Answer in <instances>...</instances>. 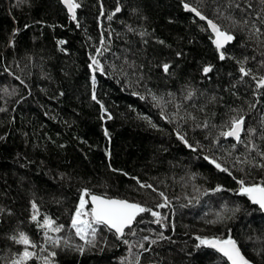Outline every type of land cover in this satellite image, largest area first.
<instances>
[{
    "label": "trees",
    "instance_id": "16d2710c",
    "mask_svg": "<svg viewBox=\"0 0 264 264\" xmlns=\"http://www.w3.org/2000/svg\"><path fill=\"white\" fill-rule=\"evenodd\" d=\"M76 2L72 19L62 0H0V264L20 232L51 264H230L202 237L264 264V212L238 194L264 186V2ZM185 4L231 34L221 52ZM232 118L240 143L220 135ZM85 190L150 211L86 244L71 227Z\"/></svg>",
    "mask_w": 264,
    "mask_h": 264
},
{
    "label": "snow or ice",
    "instance_id": "6c2138e0",
    "mask_svg": "<svg viewBox=\"0 0 264 264\" xmlns=\"http://www.w3.org/2000/svg\"><path fill=\"white\" fill-rule=\"evenodd\" d=\"M62 2L64 3L68 12L71 14L72 19H75V11L80 7L79 3H77L76 0H62ZM262 2H264V0H262ZM184 7L187 9L188 5L185 4ZM190 10L195 11L196 15L200 16V19H206L195 9ZM116 11L119 12L120 9L117 8ZM109 19H111V16H109ZM207 23L216 36L214 43L216 44L217 49L222 48L226 42L233 39L231 35L221 31L217 27V25L213 23V21L208 20ZM220 58H224L223 54H221ZM93 63L99 66L98 61L96 60H93ZM164 71H168V65H164ZM204 71L208 72L210 71V68H205ZM240 71L245 75L248 74L243 67H241ZM258 87L264 88V79L258 81ZM243 125V118H232L229 124V130L221 132L220 135L224 137H233L238 143H240L242 142L241 133L244 131ZM252 131L253 130L249 129V132ZM181 139H183V137H181ZM205 159H208V157H205ZM210 162L215 163V161ZM215 166L221 171H226V169L221 168L220 164L218 163H216ZM238 183H240L241 185L240 194L247 195L252 203L257 204L261 209H264V186L254 185L251 187H245L243 181H238ZM140 186L142 188L151 187V185L145 184H141ZM88 195L89 193L85 190L80 196L79 205L76 207L75 213L71 218V227L75 229V234L80 237L81 240H84L86 244L92 243L91 240L87 239L89 235H91L94 240L97 232L96 226L103 225L108 230L113 231L114 234L117 235V238H120L124 236L126 228L132 227L134 221H136V217L139 214L150 211V209L142 207L141 205L136 203H129L126 200L107 199L98 195L90 196L91 208L90 210H86L85 206L87 201L85 200V197ZM160 195L163 196V193H160ZM158 206L163 207L164 205ZM32 208L33 215L31 219L34 222L38 223V227L47 230L44 233L45 240L51 241L53 246H59L60 241L52 240V238L48 236V232H60L63 226H54L55 221L47 217L43 219L42 224L39 223L37 221L38 210L36 209V205L33 204ZM151 214L157 217V223H159V214L157 212H152ZM11 239H13L17 244H21L24 246L22 255H20L19 259L14 260L13 264H27V261L34 256V253L29 251L28 249L37 247V245L33 241H31L28 235H26L24 232H20L18 234V237L13 236L11 237ZM197 239H199L201 245H207L223 253V255L228 258L231 264H249V261L245 259V257L241 254L236 242L231 238L227 240H206L200 238ZM65 243L67 244V241H65ZM141 247H143V245H141ZM77 250L81 253L83 252V248H78ZM49 256L54 257L55 253H49ZM45 264H49V261L45 260Z\"/></svg>",
    "mask_w": 264,
    "mask_h": 264
},
{
    "label": "water",
    "instance_id": "95a60500",
    "mask_svg": "<svg viewBox=\"0 0 264 264\" xmlns=\"http://www.w3.org/2000/svg\"><path fill=\"white\" fill-rule=\"evenodd\" d=\"M64 4V3H63ZM188 5V8L186 9L187 11H189V12H192L197 18H199L200 19V16H197L196 15V12L195 11H191L190 9H195L194 7H192L191 5H189V4H187ZM196 11H198L197 9H195ZM199 12V11H198ZM202 16H204L206 19H204V20H202V19H200V20H202V21H204L205 23H206V25H207V27H208V29L210 30V32H211V34L213 35V45L216 47V44L214 43V40L216 39V36H215V34L212 32V29L208 26V23H207V21L208 20H211V19H209V18H207L205 15H203L201 12H199ZM211 21H213V20H211ZM213 23H215L216 25H217V27L221 30V28H220V26L216 23V22H214L213 21ZM221 31H223V32H225V33H227V34H229L228 32H226L225 30H221ZM229 35H231V34H229ZM229 42L230 41H228V42H226L225 44H224V46L222 47V48H220V49H217V47H216V49L218 50V52H221V50L225 47V46H227L228 44H229ZM221 56V55H220ZM235 139V138H234ZM254 185H257V184H254ZM254 185H249V186H245V187H251V186H254ZM260 186H262V185H260ZM238 194H240V190L238 191ZM91 195H98V196H101V197H104V198H107V199H116V200H126V199H121V198H109V197H105V196H103V195H99V194H94V193H92V194H90L89 196H88V202H89V204H90V206H91V200H90V196ZM241 195V194H240ZM243 196H245L251 203H252V201L248 198V196L247 195H243ZM126 201H128L129 203H136V202H133V201H129V200H126ZM136 204H139V203H136ZM252 204H254V203H252ZM140 205V204H139ZM254 205H257V204H254ZM258 207H259V205H257ZM260 208V207H259ZM263 212H264V209H261ZM140 215V214H139ZM138 215V216H139ZM134 224V223H133ZM133 226V225H132ZM127 229V228H126ZM125 229V230H126ZM121 238V237H120ZM213 239H218V240H227V239H222V238H219V237H214V238H209V239H207V240H213ZM229 239V238H228ZM232 240H234L233 238H231ZM235 241V240H234ZM236 242V241H235ZM236 244H237V242H236ZM205 247H207V248H210V249H213V250H215L216 252H218L219 254H221L222 256H224L223 255V253H221V252H219V251H217L215 248H212V247H209V246H207V245H204ZM237 247L239 248V250H240V252H241V254L245 257V259H247L248 261H249V264H250V260L246 257V255L243 253V251L241 250V248L239 247V245L237 244ZM225 257V256H224ZM227 260H228V258L227 257H225ZM229 261V260H228ZM229 263L231 264V262L229 261Z\"/></svg>",
    "mask_w": 264,
    "mask_h": 264
},
{
    "label": "rangeland",
    "instance_id": "374dc122",
    "mask_svg": "<svg viewBox=\"0 0 264 264\" xmlns=\"http://www.w3.org/2000/svg\"><path fill=\"white\" fill-rule=\"evenodd\" d=\"M85 200L87 201L86 203V210H90V208H88L87 204H88V198L85 197ZM46 218V217H43L41 220H40V223L42 224L43 223V219ZM48 218V217H47ZM45 231H47L46 229H43V232L45 233ZM51 232H48V236L50 235ZM200 239H209L207 237H202ZM200 242V241H199ZM43 249V250H42ZM38 251L34 250L33 248L31 249H28L29 251L33 252L34 253V256L27 261V264H45V260H48L49 261V264L52 263V257L49 256V252H47V250L45 248H42ZM23 253V252H22ZM22 255V254H20ZM19 255V257H20ZM19 257L16 258L19 259Z\"/></svg>",
    "mask_w": 264,
    "mask_h": 264
}]
</instances>
